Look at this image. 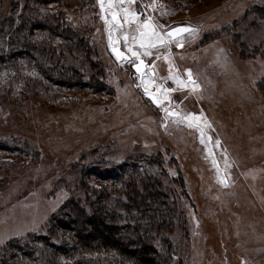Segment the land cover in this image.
Segmentation results:
<instances>
[{"label":"rangeland","instance_id":"rangeland-1","mask_svg":"<svg viewBox=\"0 0 264 264\" xmlns=\"http://www.w3.org/2000/svg\"><path fill=\"white\" fill-rule=\"evenodd\" d=\"M14 1L5 0L0 22ZM91 2L61 7L74 28L91 29L93 60L101 65L94 72L103 88L0 110V138L28 141L39 154L31 159L0 152L6 163L0 171V250L14 239L47 232L99 158L113 164L155 156L161 162L155 171L166 170L173 180L186 222L185 231L177 228L169 236L178 251L174 264H264V20L254 23L252 14L264 0H118L111 7L108 0L103 7L100 0ZM123 8L142 13L141 20L151 16L164 31L179 25L199 30L180 37L183 47L173 42L170 48L179 74L192 71L200 86L195 92L168 82L164 88L175 91L160 96V107L150 102L132 65L110 51V28L122 51L124 29L136 28L125 22ZM112 12L124 29L105 23ZM165 51L154 49L145 58L164 70ZM155 83H164L161 73ZM162 107L181 117L203 112V136L187 120L165 119Z\"/></svg>","mask_w":264,"mask_h":264},{"label":"trees","instance_id":"trees-1","mask_svg":"<svg viewBox=\"0 0 264 264\" xmlns=\"http://www.w3.org/2000/svg\"><path fill=\"white\" fill-rule=\"evenodd\" d=\"M69 1L92 3L15 0L10 6L0 22V110L31 100L58 101L64 91L103 88L94 72L101 65L93 60L92 31L74 28L66 19L61 4ZM52 5L59 9H48ZM4 6L0 0V15ZM252 14L254 23L263 21L264 7H253ZM3 151L39 157L28 141L15 137L0 138ZM99 159L82 174L80 192L52 218L47 232L9 242L0 250V264H106L109 257L107 264H174L178 251L169 236L177 228L185 231L186 222L173 180L166 170L155 171L160 160L142 156L110 164ZM5 165L0 158V171Z\"/></svg>","mask_w":264,"mask_h":264},{"label":"snow or ice","instance_id":"snow-or-ice-1","mask_svg":"<svg viewBox=\"0 0 264 264\" xmlns=\"http://www.w3.org/2000/svg\"><path fill=\"white\" fill-rule=\"evenodd\" d=\"M108 2L109 7H111L112 0H108ZM127 2L130 5L135 3L136 0H127ZM100 3L103 7L104 0H100ZM120 3H124V0H120ZM156 6L157 5L155 2L151 5L153 9H155ZM122 11L124 13L125 22L128 25L136 24V28L134 30L124 29V24L118 20L116 13L112 14L111 21L105 18V23L112 25V22L115 21V27L117 30L124 29L122 33L123 41L126 46V52L130 55H126L125 52L120 51L119 47L117 46L119 44V38H112L111 28L109 30L110 46L112 47V52L116 56L117 60L133 65L135 71L139 74L138 78L141 80V83L145 85V94L150 96V98L159 106L163 104V101L158 97L168 96L170 91H175V89H165L163 84H156L154 74L152 72L145 71V69L154 68L155 65L145 64V61L142 57H151L153 55L154 49L159 50L161 48L169 49L168 55L163 57V59H165L169 64V76L164 79V83H167L168 80H171L180 87L191 86L192 91L195 92L200 86L193 79V74L190 69L186 70L185 79H182L179 75H172L174 62L171 59L170 45L174 42L176 46L183 47L182 40L180 38L181 35L183 33H188L189 35L195 36L199 30L191 26H181L177 27L173 31H164L163 26L153 23L151 16L141 20V13L136 12L134 9L123 8ZM149 87H155L156 92H149ZM172 103L173 102L169 100V104ZM161 110L165 113V119H168L169 117H176L178 120H187L189 121L188 126L196 127L201 131V135L203 136V130L199 129L198 123L203 117V112H201L199 116H196L195 114H188L181 117L179 113L170 111L169 107H162ZM192 121H196L197 123L194 124Z\"/></svg>","mask_w":264,"mask_h":264},{"label":"crops","instance_id":"crops-1","mask_svg":"<svg viewBox=\"0 0 264 264\" xmlns=\"http://www.w3.org/2000/svg\"><path fill=\"white\" fill-rule=\"evenodd\" d=\"M113 2L114 1H118V0H112ZM125 1V0H124ZM106 2V1H105ZM146 4V3H145ZM107 5H108V3H107ZM148 6H149V4H147ZM108 9V8H107ZM136 11V10H135ZM136 12H138V11H136ZM113 13H116L117 14V18H118V20L120 21V17H118L119 16V14H118V12H112L111 13V17H112V14ZM142 14V13H141ZM121 22V21H120ZM122 23V22H121ZM125 25V24H124ZM158 25V24H157ZM121 46V45H120ZM122 47V46H121ZM170 48H171V45H170ZM166 50V49H165ZM171 50V49H170ZM123 52H125V54L126 55H130L129 53H127L126 52V50L125 51H123ZM168 52L169 51H165V55L164 56H166V55H168ZM170 53H171V55H173L172 54V51H170ZM163 56V57H164ZM145 61H147L148 62V64H149V60H148V58L146 59L145 57H142ZM173 57L171 56V59H172ZM160 60V59H159ZM164 61V63H166L167 64V68H164V70H163V68H162V66H160V68H156V67H154V68H152V69H147L148 71H150V70H152L154 73V77L155 78H158V77H160V73H161V75H162V78L163 79H165V78H167L168 76H169V64H168V62L166 61V60H163ZM163 64V63H162ZM166 69H167V72H166ZM163 70V71H162ZM172 75H179L182 79H185L186 78V75H185V72H183V74H179V72L177 71V69H176V67H174V69H173V72H172ZM168 82H172L171 80H168ZM167 82V83H168ZM167 83H162L163 85H164V87H166V84ZM173 83V82H172ZM180 87V86H179ZM191 87V86H190ZM182 87H180V89H181ZM184 88H186V87H184Z\"/></svg>","mask_w":264,"mask_h":264},{"label":"water","instance_id":"water-1","mask_svg":"<svg viewBox=\"0 0 264 264\" xmlns=\"http://www.w3.org/2000/svg\"><path fill=\"white\" fill-rule=\"evenodd\" d=\"M182 25H179V26H176V27H173V28H170L168 31H173V30H175L177 27H181ZM185 34H187V33H183L181 36H183V35H185ZM118 47H119V49H120V51H122L121 50V46L118 44L117 45ZM110 51H111V53L113 54V52H112V47L110 46ZM123 52V51H122ZM114 55V54H113ZM115 56V55H114ZM116 57V56H115ZM145 61V60H144ZM145 64H148V62L147 61H145ZM132 70L134 71V73L136 74V75H138V77H139V74L135 71V68L133 67V65H132ZM145 71L147 72V69H145ZM149 72H152V73H154L152 70H150ZM142 90V92H144V87L141 89ZM149 92H152V93H155L156 92V90H149ZM145 93V92H144ZM149 97V100H150V102L154 105V106H156V107H160L161 105H157V103H155L151 98H150V96H148ZM159 99H161L162 101H163V103H164V99H162L161 97H158Z\"/></svg>","mask_w":264,"mask_h":264},{"label":"bare ground","instance_id":"bare-ground-1","mask_svg":"<svg viewBox=\"0 0 264 264\" xmlns=\"http://www.w3.org/2000/svg\"><path fill=\"white\" fill-rule=\"evenodd\" d=\"M105 6V5H104ZM109 6V4L107 5ZM106 11L108 12L107 8H106ZM111 35H112V38L113 39H116L117 36H116V33H115V30L111 29ZM143 86L145 87V85L143 84ZM151 87H149V90H150ZM194 123V122H193ZM195 124V123H194ZM200 124V123H199ZM201 125V124H200Z\"/></svg>","mask_w":264,"mask_h":264}]
</instances>
